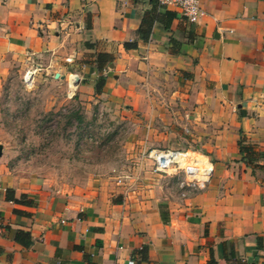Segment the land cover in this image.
Wrapping results in <instances>:
<instances>
[{
	"label": "crops",
	"instance_id": "crops-1",
	"mask_svg": "<svg viewBox=\"0 0 264 264\" xmlns=\"http://www.w3.org/2000/svg\"><path fill=\"white\" fill-rule=\"evenodd\" d=\"M201 3L190 22L154 0H0V83L35 63L62 88L72 74L82 104L129 124V149L178 135L213 162L206 187L182 198L148 162L130 190L104 171L60 193L0 159V264H264V0ZM99 53L112 57L103 69ZM241 138L259 153L249 162Z\"/></svg>",
	"mask_w": 264,
	"mask_h": 264
},
{
	"label": "rangeland",
	"instance_id": "rangeland-1",
	"mask_svg": "<svg viewBox=\"0 0 264 264\" xmlns=\"http://www.w3.org/2000/svg\"><path fill=\"white\" fill-rule=\"evenodd\" d=\"M22 76L15 68L0 83V159L11 173L41 178L61 193L100 172L131 170L137 150L126 146L128 123L111 119L100 103L82 104L66 83L62 88L37 74L25 86ZM175 139L174 148L202 154L194 143Z\"/></svg>",
	"mask_w": 264,
	"mask_h": 264
},
{
	"label": "built area",
	"instance_id": "built-area-1",
	"mask_svg": "<svg viewBox=\"0 0 264 264\" xmlns=\"http://www.w3.org/2000/svg\"><path fill=\"white\" fill-rule=\"evenodd\" d=\"M160 5L173 6L180 9L181 13L190 22H197L206 15L201 0H156ZM67 62H72L73 57L66 58ZM50 67V65H48ZM43 66L35 63L33 67L27 68L23 73L22 79L25 86H32L36 75L40 73ZM75 76L71 74L69 78V88L73 93L72 82ZM188 148L174 147H147L137 150L135 160L130 171L116 174L118 185L125 186L130 190L141 179L144 165L150 164V172L170 179L176 186L180 197L185 198L191 192L201 190L210 181L213 172V162L205 154H195ZM129 261L128 264H133Z\"/></svg>",
	"mask_w": 264,
	"mask_h": 264
},
{
	"label": "trees",
	"instance_id": "trees-1",
	"mask_svg": "<svg viewBox=\"0 0 264 264\" xmlns=\"http://www.w3.org/2000/svg\"><path fill=\"white\" fill-rule=\"evenodd\" d=\"M157 4H159L156 0H154ZM160 5V4H159ZM148 24V19L146 17H144L142 19V23L140 25L139 28V32H141L142 37L143 38H147L148 33H147V29H144V27ZM135 43H125V47L129 48V47H134ZM97 63L99 65V69H103L105 62L109 63L112 60V57L109 56L108 54H104V53H99L97 55ZM105 83V78L103 76H101L95 86V90L97 91V93L101 90V87L104 85ZM244 138H241V140H239V147H240V154L242 156L243 159L247 160L249 162V160H251V157H254L256 155H258L259 153L253 148V146L251 144H246L243 142ZM258 168H261L264 170V165H257ZM5 198L7 200H11L15 203H27V204H33V201L26 199V195L22 194L20 196V198H16L14 196V190L7 188L6 189V193H5ZM15 211H17L15 209ZM14 240L26 247H28L29 245H31L32 243V239L31 236L29 234L28 231H23V230H17L14 233ZM1 248H0V253H1ZM88 264H92V263H88Z\"/></svg>",
	"mask_w": 264,
	"mask_h": 264
},
{
	"label": "water",
	"instance_id": "water-1",
	"mask_svg": "<svg viewBox=\"0 0 264 264\" xmlns=\"http://www.w3.org/2000/svg\"><path fill=\"white\" fill-rule=\"evenodd\" d=\"M55 77H58V74H55ZM2 154V146L0 145V155Z\"/></svg>",
	"mask_w": 264,
	"mask_h": 264
},
{
	"label": "bare ground",
	"instance_id": "bare-ground-1",
	"mask_svg": "<svg viewBox=\"0 0 264 264\" xmlns=\"http://www.w3.org/2000/svg\"><path fill=\"white\" fill-rule=\"evenodd\" d=\"M74 83V84H73ZM71 84H73L74 86L77 84L76 81L72 82Z\"/></svg>",
	"mask_w": 264,
	"mask_h": 264
}]
</instances>
